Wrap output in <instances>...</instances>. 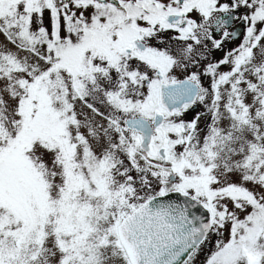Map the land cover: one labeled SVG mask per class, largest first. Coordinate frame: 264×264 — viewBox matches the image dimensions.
<instances>
[{"label": "snow or ice", "instance_id": "snow-or-ice-1", "mask_svg": "<svg viewBox=\"0 0 264 264\" xmlns=\"http://www.w3.org/2000/svg\"><path fill=\"white\" fill-rule=\"evenodd\" d=\"M0 264H264V0H0Z\"/></svg>", "mask_w": 264, "mask_h": 264}]
</instances>
